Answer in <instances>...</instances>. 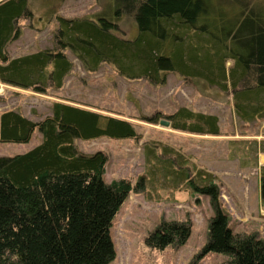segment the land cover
I'll return each mask as SVG.
<instances>
[{"label":"trees","instance_id":"obj_1","mask_svg":"<svg viewBox=\"0 0 264 264\" xmlns=\"http://www.w3.org/2000/svg\"><path fill=\"white\" fill-rule=\"evenodd\" d=\"M221 4L235 7L234 16L227 17ZM32 14L30 0H0L3 84L60 98L56 92L74 69L70 51L87 72L109 63L129 80L155 85L165 84L169 73L205 80L231 93L241 119H264V0H111L96 19L60 16L54 48L12 57L8 46L20 35L18 22ZM123 18L135 23L134 37L118 33ZM139 119L154 125L166 119L175 131L222 135L218 116L187 107ZM138 127L120 112L63 98L40 121L19 110L0 111L1 143H28L36 129L42 135L30 151L0 157V264H110L116 258L114 220L129 194L145 185L155 193L164 187L208 195L214 215L203 254L230 257L220 264H264V238L234 231L213 172L154 142L146 147L144 176L136 183H108L107 154L84 153L76 145L100 137L139 141ZM254 144L264 151V141ZM260 192L264 205V168ZM191 230L189 221H162L145 242L157 250L180 246Z\"/></svg>","mask_w":264,"mask_h":264},{"label":"rangeland","instance_id":"obj_2","mask_svg":"<svg viewBox=\"0 0 264 264\" xmlns=\"http://www.w3.org/2000/svg\"><path fill=\"white\" fill-rule=\"evenodd\" d=\"M30 3L32 16L18 22L20 35L8 46L12 57L54 48L60 16L96 19L111 5V0H30ZM221 5L227 10V17L234 16L235 7ZM118 31L132 38L137 34V27L133 20L123 18ZM67 54L74 69L63 88L56 92L58 97L99 110L120 112L138 124V131L143 134L139 141L107 137L76 140L81 152L107 154L105 180L108 183L121 178L136 183L148 167L146 147L154 142L164 144L216 174L222 205L230 213V225L236 233L256 232L264 238V205L258 168L260 162L264 167V152L260 154L254 144L264 141V119H241L231 93H223L202 79H186L178 73H169L165 84L155 85L147 79L129 80L109 63H103L96 72H87L72 52ZM0 93L1 110H19L34 121L51 114L53 102L60 100L1 82ZM180 107L218 116L222 135L190 134L139 119L157 111L170 115ZM41 141L42 135L36 129L28 143L0 142V157L26 153ZM145 188L129 194L114 220L112 238L116 258L110 264H220L229 260L230 257L222 253L203 254L208 243L209 222L214 215L208 195L164 187L156 188L155 193L150 186L145 185ZM162 221H189L192 230L188 241L163 250L149 247L146 236Z\"/></svg>","mask_w":264,"mask_h":264},{"label":"crops","instance_id":"obj_3","mask_svg":"<svg viewBox=\"0 0 264 264\" xmlns=\"http://www.w3.org/2000/svg\"><path fill=\"white\" fill-rule=\"evenodd\" d=\"M0 95H1V93H0ZM0 100H1V98H0ZM0 111H2V110H1V107H0ZM260 142H262V141H259V142H257V143L260 144ZM258 151H259L260 154H261L262 152H264L263 150L261 151L260 149H258ZM258 168H259V170H260V180H261V168H264V167H263V163L260 162V164L258 165ZM261 202H262V199H261Z\"/></svg>","mask_w":264,"mask_h":264},{"label":"water","instance_id":"obj_4","mask_svg":"<svg viewBox=\"0 0 264 264\" xmlns=\"http://www.w3.org/2000/svg\"><path fill=\"white\" fill-rule=\"evenodd\" d=\"M160 125L165 127H170V122L168 120H161Z\"/></svg>","mask_w":264,"mask_h":264}]
</instances>
